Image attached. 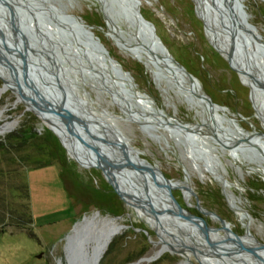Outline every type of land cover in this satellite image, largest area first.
Instances as JSON below:
<instances>
[{
  "label": "rangeland",
  "instance_id": "rangeland-1",
  "mask_svg": "<svg viewBox=\"0 0 264 264\" xmlns=\"http://www.w3.org/2000/svg\"><path fill=\"white\" fill-rule=\"evenodd\" d=\"M60 1L67 7V14L80 17L92 27L109 56L130 74L136 90L152 100L153 109L161 110L176 124L199 125L201 131L196 133L172 127L164 119L157 122L153 116L152 124H141L138 119L126 118L119 111L125 109L117 107L106 92L90 82L77 80L75 85L77 99L92 124L111 137L124 140L140 153L141 159L157 165L161 174L176 184L167 189L177 204L202 221L198 227L185 219L187 223L172 222L171 216L159 218L139 203L133 202L131 208L116 194L101 170L90 168L98 164L69 155L46 127L50 128L43 117L28 104L26 107L18 92L9 89L11 73L0 63V90L8 84L0 96L1 121L8 126L0 134V142L8 148L0 152V230L4 229L0 231V264H67L65 249L74 224L80 228L91 220L99 229L105 223L103 219L118 220L122 225V231L110 241L114 240L115 246L105 264H221L220 258H227L220 252L224 241L235 250L228 251L231 264L260 263L262 254L251 252L245 239L256 247L264 246V152L247 140L264 139V88L260 89L261 107L257 111L251 89L245 83L248 75L243 73L242 80L211 46L203 22L196 16L193 0H140V9L173 59L197 79L202 93L226 111H219L218 117L211 119L190 110L179 95L156 81L143 63L118 48L108 36L95 0ZM243 5L248 22L256 28L264 45V0H243ZM259 70L263 77L258 79L264 84V65ZM202 121L211 122V129ZM23 127L33 128L48 140L53 163L37 169L25 166L24 157L32 148L17 152L9 145L11 137ZM247 135L254 138H243ZM238 144V149H233ZM123 154L121 151V158ZM124 162L128 165V161ZM137 171L144 175L141 167ZM21 176L28 187L32 220L31 227L22 231L14 227L19 202L12 197L11 190L21 183ZM184 181L187 183L183 187ZM141 190L146 192L144 186ZM6 204L11 208L9 218ZM190 230L195 231L194 235L189 233L191 240L186 236ZM206 234L217 240L207 238ZM186 240L194 248L186 249ZM199 242L201 247L195 248ZM92 245L87 244L88 251ZM153 254V260L142 262Z\"/></svg>",
  "mask_w": 264,
  "mask_h": 264
},
{
  "label": "water",
  "instance_id": "water-1",
  "mask_svg": "<svg viewBox=\"0 0 264 264\" xmlns=\"http://www.w3.org/2000/svg\"><path fill=\"white\" fill-rule=\"evenodd\" d=\"M95 1L100 6L109 32L108 20L124 28V31H119L120 40L125 41V45L134 44L137 50L143 51L153 60L159 73L165 72L181 81H187L192 91L199 87L197 79L168 53L156 34L154 25L142 16L140 0ZM211 3L214 6L211 5L212 9L223 12L220 18L224 17L230 24V49L224 53L210 39L209 42L226 60L229 67L241 77L243 71L238 66V61L242 67L243 61L248 60L256 66V61L264 56L260 47L254 49L250 47V40L260 41V38L255 34V27L248 22L243 0H211ZM194 4L196 16L203 22L206 33L204 19L201 13H198L195 2ZM66 11L67 7L60 0H0V63L6 65L11 73L12 84L9 89L19 93L26 107L28 104L52 119L59 120L65 131L75 139L76 144L86 147L91 154L99 158L100 162L107 154L101 151L100 146L95 148L93 143L99 141L102 145L105 141H101L100 136L95 134V126L77 99L75 93L77 80L88 81L99 91L107 92L105 84L109 83L111 78H115L121 81L119 85L122 87L115 92L118 97L122 99L140 97L149 100L150 98L136 90L130 74L109 56L100 39L92 31V27L85 24L80 17L67 14ZM235 37L240 39L239 47H235ZM247 45L252 51L250 56L246 52L243 53ZM13 64L18 65L17 70ZM117 84L114 82L112 87L115 88ZM197 97L206 103L207 109H224L214 104L202 92L198 93ZM158 114L166 120L164 114L160 112ZM177 124L188 129L187 126ZM46 127L55 135L48 126ZM239 145L233 149H238ZM90 168L101 170V167L95 164ZM156 172L165 186L171 182L161 172ZM154 180L155 178L153 183ZM113 189L124 201L117 189L115 187ZM146 193L156 202L154 206L160 205L155 193L147 191ZM166 195L176 213L200 227L202 221L200 218L188 214L181 208L169 190ZM220 222L222 225L225 224L223 220ZM84 223L85 225H81L80 228H77V224L72 228L70 235L72 237L65 249L67 264H98L102 258L100 253L104 245L102 246L101 241L107 235V226L103 224L96 229L91 220ZM67 240L66 238V243ZM88 243L93 244L90 251Z\"/></svg>",
  "mask_w": 264,
  "mask_h": 264
},
{
  "label": "bare ground",
  "instance_id": "bare-ground-1",
  "mask_svg": "<svg viewBox=\"0 0 264 264\" xmlns=\"http://www.w3.org/2000/svg\"><path fill=\"white\" fill-rule=\"evenodd\" d=\"M194 2L196 3L198 13H201V15L204 19V22L206 24V33H207L208 38L212 41V43H214L224 53L229 51L230 42H231L230 24L228 23V21L225 20L224 17L220 18V15H222L223 12L222 11L216 12L214 8L212 9L211 8V5H212L211 0H194ZM108 23H109V28H110V32L108 33L109 34L108 36L113 40V42L118 46V48L121 51H123L124 53L130 55L132 58L136 59L137 61L143 63V65L146 67L147 71H149L151 73L150 75H152V77L156 81L162 82V84L163 83L166 84V86H168L169 89L173 90V92H175L177 95H179L182 98V100L186 103V105L188 106V108L190 110H193V111L195 110L197 114H201V113L206 114L207 115L206 118H209V119H211L213 116L218 117L219 111H221V112L224 111V113H226V111L223 109L222 110H218L217 108H208L207 109L206 103L202 102L197 97V94L201 92L200 86L193 89V91H192L190 89L189 83L187 81H181L179 78H175L172 75L167 74L165 72L159 73V71L156 68L155 63L153 62V60L151 58H149L143 51L141 52V51L137 50V47L134 44L125 45V43H124L125 41L123 42L120 40L121 34L119 33V31L122 30L120 25H118V24L116 25L115 23L112 24V23H110L109 20H108ZM255 34L260 38V41H256V40L251 41L250 40V47H253V49H254V47H260L261 50H263V52H264V45H262V43H261V37L258 35L256 28H255ZM248 40H249V38H248ZM234 41H235V47H239L240 39L238 37H235ZM245 52L247 55H249V56L251 55L252 51H251V48H249V45H247V49H245V51L243 53L245 54ZM247 60H248V57H247ZM256 62H257L256 66L253 64L252 61H249V60L243 61V67L239 63V61L237 64H239L238 66L243 71V73L248 75V77L246 78L247 82H245V83L251 89V98L254 101V106H255L256 110L259 111V108L261 106H260V103L258 100V96H259V94L262 93V91L260 89L264 88V84L259 81L258 77L259 78L263 77V75L260 73L259 67H261V64L264 65V56L261 57V59L257 60ZM14 65H15V70H17L18 65L13 64V66ZM252 70H254L253 76H251L252 75L251 72H253ZM243 77H245L244 74H241L242 80H243ZM11 79H12V77H11ZM260 80H261V78H260ZM114 82L118 83L117 85H115L116 86L115 88L112 87ZM119 83H121V81H119L115 78H111V81L109 83L105 84V88H107L106 91L108 90L106 92V95L114 103L117 104V107L119 106V107H123L125 109L124 111H122V110H119L120 108H118V110L126 118H129L128 116H130V117H132V119H138L141 124H144V123L152 124L153 121L151 119V116H153L157 122L163 121L162 120L163 118L158 114V112H160L161 114H163V112L159 109H155V108L153 109L151 107V106H153L152 100H149L146 98L143 99L140 97H136V98L135 97H129L128 99H122V98L118 97V95H116L115 92L118 91L119 88H122L119 85ZM53 85L54 84L52 83V86ZM7 87H8V84H5L3 86V88L0 90V96H1V94H3L6 91ZM123 88L126 89L127 87H123ZM30 107L37 111V109H35L33 106H30ZM37 112L43 117L45 122L50 126L52 131L58 137L60 144L66 150V152L69 155L84 158L88 161H91V162L98 164V166L101 167L102 173H103L104 177L106 178V180H108L111 183V185L117 189L119 194L123 197L124 201L131 208L135 205V204H133V202L136 204L139 203V204L143 205L144 207L148 208V210L153 212V215H156L159 218H161V216L165 215V217L171 216L172 222H174V221L185 222L183 216L176 213L173 210L174 207L172 206L171 202H169L167 200L168 195H166V192L168 191V189H167L168 186H175L176 184L168 183L167 186H165V184H163L162 180L157 176L156 171H159L158 166L157 165H155V166L151 165L146 160L141 159L138 156L140 153L137 150H134L131 146H129L124 140H121L117 136L111 137L110 135L104 133V130H102V129L98 130L96 126L95 127L93 126L94 129H96L95 134L100 136L101 141H103V140L105 141L104 144L101 145L99 143V141H98L99 139H98L97 140L98 142H94L95 144L93 143V145L95 146V148H98L100 146L101 151L103 153L107 154V156L102 157L104 161L102 160V161L98 162L99 158L96 155L91 154L90 151L86 147L82 146L81 144H79V143L76 144L75 139L73 137H71L65 131L63 125L60 123L59 120L54 119V118L52 119L49 115L45 114L44 112H39V111H37ZM199 117H200V115H199ZM201 118H202V116H201ZM95 120H97V119H95ZM164 121L172 127H175V128L179 127V126H177L178 124L175 123L174 119L166 118V120L164 119ZM206 121H208V119H206ZM206 121H202V123L204 122L205 124H207ZM99 122H102V121H99ZM170 122L174 123V124H171ZM210 123L211 122H208V124H207V127L209 129H211ZM198 126L199 125L187 126L188 129H186V131L194 130L197 133L198 131H201V129ZM98 127H99V124H98ZM7 129H8V126L5 124L3 125L2 121H1V115H0V134H2ZM227 137H230L231 139L234 138L231 135H227ZM243 138H254V136L247 135V136H243ZM222 139H224V138H222ZM225 140H226V137H225ZM247 141L252 142L253 145L255 144L258 148L260 147L264 152V139L263 138H259L257 141H251V140H247ZM114 145L118 146L119 151L117 148L116 149L114 148ZM103 147H105V148L103 149ZM235 150H237V149H235ZM117 151H118V153H117ZM121 151L124 153L123 154L124 158L120 157ZM132 154H134L135 157ZM124 161H128V165ZM136 163L140 166L137 167ZM140 167L144 171V175L137 171V169H139ZM127 171L130 172V175L137 176L136 179H134L130 175H127L126 174ZM152 175L155 177H153ZM145 178H149L150 181L147 182V180ZM154 178H155V180H154L155 182L153 183ZM217 179L220 180V182L221 181L223 182V180L221 179V177L219 175H217ZM184 183H187V181L183 182V187H184ZM155 184H156V186H155ZM127 186L129 189L127 188ZM143 186L146 188V191L148 193H151V194L155 193L158 196V199L160 201V205H155V206L153 205V204H156V202L154 201L153 198L150 197V195H148L145 191L143 192L141 190V188ZM182 191H183V189H182ZM183 193H184L185 197H187V193L184 191H183ZM168 211H172L173 213H170ZM103 220L105 222L104 224L107 226L106 227V231H107L106 234L107 235L101 241L102 246L104 245L101 249V253H100L101 255H103L104 252L106 251L107 246L110 243L111 239L114 236H116L120 231H122V225L118 222V220H114V219H109V220L103 219ZM161 220L167 221V219H163V217ZM185 223H187V222H185ZM223 225H226V224H223ZM191 227L194 230L196 229L195 226H191ZM190 231L186 235L188 237V239L191 237L190 234L191 235L195 234L194 233L195 231L194 232L192 230H190ZM205 236L209 239H212L210 235L206 234ZM231 239L234 240L233 238H231ZM189 240H191V238ZM195 240H196V238H195ZM212 240H217V239H212ZM232 240H230V242ZM242 240H239V241H242ZM245 240H246L248 246H250L251 252H255L257 255L262 254V256H263L262 261L260 263L254 262V261L252 263L253 264H264V246H257L256 247L255 245L250 243V241L248 239H245ZM236 241H238V240H236ZM186 242H188V241L187 240L185 241V244L187 245L186 249H188L189 247L194 248V246H192L191 244L186 243ZM200 242H199L198 246H195V248L201 247ZM218 242L220 244V241H218ZM221 243L224 246L222 245L223 249H220V252L223 256H226L228 258L229 257L228 251L229 250L235 251V250H233L232 248L229 247L230 246L229 243H227L225 241L221 242ZM204 244H206V243H203V245ZM209 244L212 245V243H209ZM256 245H259V243L257 242ZM223 251L227 252V253H224ZM202 254H203V252H202ZM155 257H156V254L155 255L153 254L152 256L142 260V262L147 263V262L153 260ZM227 258L221 257L220 263L225 264L224 262H227L226 264H231L227 260Z\"/></svg>",
  "mask_w": 264,
  "mask_h": 264
},
{
  "label": "trees",
  "instance_id": "trees-1",
  "mask_svg": "<svg viewBox=\"0 0 264 264\" xmlns=\"http://www.w3.org/2000/svg\"><path fill=\"white\" fill-rule=\"evenodd\" d=\"M11 138L12 139L11 142H9V145H11L13 149L17 152H21L23 149L32 148V150L29 152L30 154L24 157L26 167H33L37 169L47 166L48 164L53 163L55 161L54 156H52V154L48 151V140L35 133L33 128L23 127L20 131L16 132L15 135ZM5 149L8 148L5 146V144L0 142V152L5 151ZM18 178L21 183L11 189L14 192V195L12 197L19 202V212H17V217L15 218V220H13V222L16 230L22 231L26 230L28 227H31L32 220L30 214L28 187L24 182L23 176ZM5 210L7 211L8 215H6L9 218L11 208L8 204L5 205ZM3 224L2 227L5 226ZM7 226L11 227V224H8ZM0 231H4V229H1ZM114 246L115 241L113 240L109 244L99 264L106 263L108 256L112 253L114 249Z\"/></svg>",
  "mask_w": 264,
  "mask_h": 264
}]
</instances>
